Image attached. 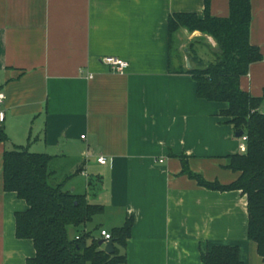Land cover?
Instances as JSON below:
<instances>
[{
  "label": "crops",
  "instance_id": "obj_1",
  "mask_svg": "<svg viewBox=\"0 0 264 264\" xmlns=\"http://www.w3.org/2000/svg\"><path fill=\"white\" fill-rule=\"evenodd\" d=\"M250 8L249 42L262 60L239 87L262 98L264 114V0ZM204 12V0H0L8 138L0 142V264L35 256L33 243L15 236L27 204L3 188V155L14 146L51 156L56 173L66 168L56 185L104 207L86 232L110 234L133 219L126 264H202L214 246H237L242 264H264L247 238L246 197L200 187L185 173L220 185L239 177L225 167L241 154L221 115L228 105L199 99L186 73L213 62L216 41L184 28L169 41L171 15ZM209 14L228 18L229 0H210ZM108 57L128 68L115 73L102 63Z\"/></svg>",
  "mask_w": 264,
  "mask_h": 264
},
{
  "label": "trees",
  "instance_id": "obj_2",
  "mask_svg": "<svg viewBox=\"0 0 264 264\" xmlns=\"http://www.w3.org/2000/svg\"><path fill=\"white\" fill-rule=\"evenodd\" d=\"M210 0H204V17L176 13L167 20L169 41L184 28L212 37L217 44L213 62L186 73L196 83V95L207 102L226 103L221 112L236 133L247 137L246 152L230 156L226 168L239 177L228 185L209 183L188 170L185 173L200 187L211 191H239L247 202V238L256 244L264 262V114L259 112L262 98L251 97L239 87L252 64L262 60L257 47L249 42L250 0H229V17L209 14ZM171 45V44H170ZM180 73H184L181 69ZM0 142L8 138L0 124ZM52 157L30 153L14 146L3 155V188L25 201L27 210L15 215V236L30 240L35 256L27 264H126L123 250L130 237L133 219L110 231L113 252L107 254L99 239L84 227L104 207L87 202L84 195L64 190L62 183L51 185ZM100 233V232H99ZM78 237V239H76ZM202 264H242L237 246H214L201 254Z\"/></svg>",
  "mask_w": 264,
  "mask_h": 264
},
{
  "label": "built area",
  "instance_id": "obj_3",
  "mask_svg": "<svg viewBox=\"0 0 264 264\" xmlns=\"http://www.w3.org/2000/svg\"><path fill=\"white\" fill-rule=\"evenodd\" d=\"M102 63L104 65H106L108 68H110V70L114 71L115 73H119V74H123L126 69L128 68V62L118 59V58H114V57H108L102 60ZM4 100V96L2 94H0V106L3 103ZM2 112L0 111V120L2 119ZM83 138V137H82ZM240 145L238 147V150L241 154L246 152V141H247V137L245 135H242L240 137ZM97 163L98 164H105V160L104 158L100 157L97 159ZM100 236L102 237L103 241L106 243L108 241H110L111 236L109 233H107L106 231L101 230L100 231ZM76 239H78V237H76Z\"/></svg>",
  "mask_w": 264,
  "mask_h": 264
},
{
  "label": "rangeland",
  "instance_id": "obj_4",
  "mask_svg": "<svg viewBox=\"0 0 264 264\" xmlns=\"http://www.w3.org/2000/svg\"><path fill=\"white\" fill-rule=\"evenodd\" d=\"M50 170L53 172L52 178L50 179L51 185H56L57 181L59 182L60 179L62 180V177L64 175L63 173H66V168H64V170L61 169L58 173H56V163H54V165L50 164ZM62 181H65V180H62ZM101 216L102 215L95 216L93 220L89 224H87V226L88 225L90 226V224H93L91 226H95L96 223H98L99 218H102ZM101 225H103L104 227H108V226H105L104 224H101ZM91 232L93 236H95L96 239H99V232L97 230L91 229ZM101 247L104 249V246H101Z\"/></svg>",
  "mask_w": 264,
  "mask_h": 264
},
{
  "label": "water",
  "instance_id": "obj_5",
  "mask_svg": "<svg viewBox=\"0 0 264 264\" xmlns=\"http://www.w3.org/2000/svg\"><path fill=\"white\" fill-rule=\"evenodd\" d=\"M187 66H189V64H187ZM243 135L242 132H239L236 134L237 137H241ZM99 246H104V252L107 254H112L113 252V241H108V242H104L103 240H100L98 242Z\"/></svg>",
  "mask_w": 264,
  "mask_h": 264
}]
</instances>
